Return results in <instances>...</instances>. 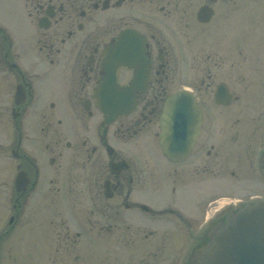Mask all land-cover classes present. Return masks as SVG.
Instances as JSON below:
<instances>
[{
  "label": "flooded vegetation",
  "instance_id": "1",
  "mask_svg": "<svg viewBox=\"0 0 264 264\" xmlns=\"http://www.w3.org/2000/svg\"><path fill=\"white\" fill-rule=\"evenodd\" d=\"M222 2L33 0L30 67L0 20V103L11 79L14 176L24 170L29 179L12 182L0 264L4 242L37 198L51 216L50 232H70L64 213L77 236L91 232L90 264H188L213 224L264 203V45L252 42L244 53L238 36L229 56L220 52L208 31ZM204 5L214 10L207 22L198 16ZM123 31L144 40L142 51L129 54L139 42L120 44ZM107 46L112 55L123 46L131 59L115 75L137 99L114 119L96 95ZM222 87L231 94L226 104ZM182 88L198 98L200 132L185 157L171 159L159 142L160 117L166 98ZM249 108L261 111L250 117Z\"/></svg>",
  "mask_w": 264,
  "mask_h": 264
},
{
  "label": "rangeland",
  "instance_id": "2",
  "mask_svg": "<svg viewBox=\"0 0 264 264\" xmlns=\"http://www.w3.org/2000/svg\"><path fill=\"white\" fill-rule=\"evenodd\" d=\"M32 7L33 0H0L1 23L10 29L18 40L19 46L23 47V62L26 67H30L35 58L34 51L29 48L31 25L26 14L27 9L33 10ZM208 32L211 33L212 38L220 42V52L225 56H229V53L234 51L231 42L236 41L238 36L242 38L243 52L252 53V42L259 41L261 45H264V1L223 0L219 5L218 15L212 29ZM205 33L207 31L200 34L203 36L196 42L197 48L203 42V38H208ZM260 52L264 51L260 50ZM228 68H230L229 65ZM244 69L247 70L246 67ZM10 81L11 79L5 82V96L3 97L5 101L7 94L12 90ZM232 83L235 87L234 82ZM10 106L11 103H0V230L9 226L7 224L10 210L7 211V206L10 204L8 197L11 194L15 172L14 160L11 156L13 118ZM259 111L261 109L249 108L248 115L255 116ZM22 126L25 128L27 123L24 121ZM32 205L27 208L25 214L21 215L14 234L9 237L7 242H4L9 248L4 252L5 257L3 256L1 264H13V262L18 264H62L64 261L68 264H90L88 261L92 257L88 250L91 248V232H80L81 236H77L78 233L74 232L77 228L69 219L68 214L66 217V213L64 216L66 225L70 227V232H50L53 227L50 224L49 211L45 208V201L37 198ZM81 251L84 257L81 255Z\"/></svg>",
  "mask_w": 264,
  "mask_h": 264
},
{
  "label": "water",
  "instance_id": "3",
  "mask_svg": "<svg viewBox=\"0 0 264 264\" xmlns=\"http://www.w3.org/2000/svg\"><path fill=\"white\" fill-rule=\"evenodd\" d=\"M110 82L113 84V78L110 81L108 77L100 94L106 104L103 110L114 117L129 111L133 98L124 91L110 95L106 91ZM199 117L200 110L188 92L182 91L167 99L161 117V144L169 156L173 157L177 149L185 153L190 149L196 138L192 126H198ZM19 176L18 180L26 185L28 180L24 174ZM208 238L195 249L190 264H264V204L246 205L229 214L226 220L212 227Z\"/></svg>",
  "mask_w": 264,
  "mask_h": 264
}]
</instances>
